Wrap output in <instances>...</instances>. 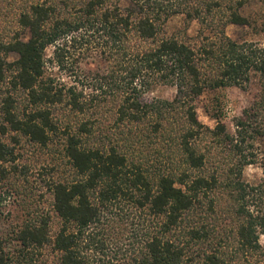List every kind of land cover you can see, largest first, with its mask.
<instances>
[{
  "label": "trees",
  "instance_id": "trees-1",
  "mask_svg": "<svg viewBox=\"0 0 264 264\" xmlns=\"http://www.w3.org/2000/svg\"><path fill=\"white\" fill-rule=\"evenodd\" d=\"M123 1L88 0L78 19L52 21L54 7L31 5L20 19L28 29V38L0 42V82L12 66L1 54L16 53L11 83L26 92L33 107L18 117L14 98L6 95L2 100L1 186L7 193L21 196L22 190L10 180L11 173L17 172V153L12 141L5 140L9 131L46 145L49 132L57 129L50 105L66 97L68 105L79 112L96 106L94 99L77 91V86L59 83L47 71L45 60V50L54 46L55 63L60 67L63 54L58 52L64 49L58 43L60 38L94 21L99 53L115 61L109 74L97 72V110L111 97L119 121L154 117L153 130L176 141L190 169L204 168L212 153L211 147L199 144L207 134L219 138V145L234 154L237 162L209 175L190 176L182 171L178 176L163 173L152 179L140 167L130 168L127 157L116 147H84L78 134H70L65 155L78 177L51 185L52 211L60 220L59 229L51 235L50 214L29 213L15 220L0 212V264H45L46 251L52 252L56 264H264V246L260 243L264 234V161L262 182L250 185L240 178L242 168L256 162L255 153L250 151L253 141L261 146L264 160V43L239 42L224 31L227 23L250 25L239 12L243 0L226 8L228 15L219 31L197 47L175 37L159 38L162 21L172 13H184L188 19L204 23L215 10L223 8L220 0H194L186 6L170 4L171 0ZM177 4L184 7L179 9ZM69 38L71 42L76 37ZM252 78L256 92L236 118L234 134L226 130L215 111H208L217 121L214 129L198 121L194 105L198 96L229 85L244 87ZM155 84L174 87L175 95L142 102L141 95ZM79 132L89 133L90 129L83 124ZM218 189L224 194L221 203L210 195ZM206 197L205 215L222 209L231 216L228 228L218 230L205 223L207 216L195 215ZM120 201L144 214L141 230L123 248L115 247L107 230L112 219L109 212ZM21 202L25 212L27 204L24 199Z\"/></svg>",
  "mask_w": 264,
  "mask_h": 264
},
{
  "label": "rangeland",
  "instance_id": "rangeland-1",
  "mask_svg": "<svg viewBox=\"0 0 264 264\" xmlns=\"http://www.w3.org/2000/svg\"><path fill=\"white\" fill-rule=\"evenodd\" d=\"M88 0H0V42L13 43L16 40H26L29 36L28 29L21 22V16L27 12L31 5L42 4L55 8L53 19H78ZM223 8L217 9L206 22L200 23L197 19H188L184 13H172L162 21L159 38L175 37L192 46L206 43V38L213 37L220 29L228 15V7L235 6L236 0H220ZM244 4L239 12L250 20V25H236L227 23L224 26L225 34L239 42L251 41L260 45L264 43V0H243ZM119 3H124L119 0ZM171 3H184L190 5L194 0H171ZM178 5V4H177ZM179 9L184 7L178 5ZM50 24V22L48 23ZM70 35L76 37L69 42ZM64 49L58 54L61 57L60 67L55 63L54 46L45 50L47 71L59 83L77 86V91L82 92L87 99H94L96 106L86 108L83 112L73 110L65 97L62 102L50 105L51 119L56 125V131L49 132L46 145L31 141L28 137L9 131L5 140L11 142L17 153V172L11 173L10 180L15 187L22 190L21 196L17 193H7L0 184V212L4 217H13L15 220L30 214H50V233L54 235L59 229L60 220L52 211L51 185L55 181H71L78 175L71 167L65 155V145L70 134H78L84 147L101 148L107 150L114 146L125 154L130 168L140 167L144 173L155 179L163 173L178 176L186 171L190 176L209 175L215 170H227L237 162L234 154L228 152L223 145H219V138L207 134L200 138L202 147L209 146L212 153L204 168L200 170L188 168L183 157L178 151L176 141L167 138L153 130L154 117H147L139 122L119 121L115 105L111 97L108 98L97 110V72L106 75L114 67L113 60H107L106 54H100L97 48V21L83 24L77 31L71 32L67 38L58 41ZM65 44V45H62ZM2 57L12 66L6 72L4 81L0 82V105L6 95L14 98V111L18 117H24L33 107L29 105L26 92L12 86L11 79L15 71L17 55L14 52H3ZM255 78L244 87L229 85L205 91L194 100L198 121L209 129H214L216 119L209 112H216L226 130L235 133V120L242 111L249 106L256 92ZM176 89L169 85L155 84L141 95V101L151 102L155 99H172ZM90 129L89 133L80 134L79 128L83 125ZM16 138V142L13 138ZM169 137V136H168ZM250 149L256 155V162L247 164L242 168L240 178L250 185L263 181V152L258 141H253ZM222 178L224 175L221 174ZM15 189V188H14ZM13 192V191H12ZM215 196L218 203L224 197L220 190L210 193ZM219 197V198H218ZM27 204L25 212L21 208V200ZM221 200V201H220ZM195 214L205 218V223L218 230L228 228L232 223L231 216L225 215L222 209L215 208L213 213L206 214L208 198H203ZM224 206V204H223ZM116 208L109 212L110 225L108 233L115 242V247L123 248L132 243L137 230H141L144 214L131 208L130 204L120 201ZM26 214V215H24ZM203 220V219H202ZM186 226V222L183 223ZM183 225L181 228H183ZM217 231V230H215ZM216 233V232H215ZM260 243L264 246V234L260 235ZM114 247V245H113ZM45 264H56L52 252H47Z\"/></svg>",
  "mask_w": 264,
  "mask_h": 264
}]
</instances>
